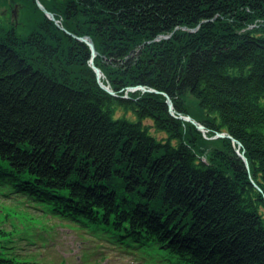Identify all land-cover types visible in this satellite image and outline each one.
<instances>
[{
  "label": "trees",
  "instance_id": "obj_1",
  "mask_svg": "<svg viewBox=\"0 0 264 264\" xmlns=\"http://www.w3.org/2000/svg\"><path fill=\"white\" fill-rule=\"evenodd\" d=\"M40 1L64 28L36 0H0L1 198L143 264H264V0ZM12 226L0 264H48Z\"/></svg>",
  "mask_w": 264,
  "mask_h": 264
},
{
  "label": "rangeland",
  "instance_id": "obj_2",
  "mask_svg": "<svg viewBox=\"0 0 264 264\" xmlns=\"http://www.w3.org/2000/svg\"><path fill=\"white\" fill-rule=\"evenodd\" d=\"M9 13L6 7L0 8V16H2L0 25H7L5 21L8 22V20L5 15ZM18 31L23 35L28 32L23 27H20ZM262 103L264 104V99ZM129 117L136 118L133 113H130ZM146 122L150 123V121ZM152 132L158 137L164 135L155 130ZM1 205L4 209L0 215L8 210L13 215L11 219L5 218L4 221L0 219V223H4L8 229H12L14 223L16 226L25 228L30 226L31 237L36 240L35 244L28 245L26 241L31 239L20 240L23 241L19 248L21 254L33 253L42 262L48 264H143L139 255L126 254L119 247L110 245L92 233L81 230L74 222L66 219L59 220L51 213L44 215L40 209L18 204L14 199H3L0 196Z\"/></svg>",
  "mask_w": 264,
  "mask_h": 264
},
{
  "label": "water",
  "instance_id": "obj_3",
  "mask_svg": "<svg viewBox=\"0 0 264 264\" xmlns=\"http://www.w3.org/2000/svg\"><path fill=\"white\" fill-rule=\"evenodd\" d=\"M37 2V5L38 7L44 11V13L47 15V17H49L50 19L54 20L61 28H64L62 27L60 24H59V21L55 18L54 14L52 12H50L44 5L43 3L40 1V0H36ZM17 7L14 9L13 11V17L14 18H17ZM196 30V28L192 29V31ZM75 37L81 41H84L86 42L90 48H91V51H92V58L90 60V65L93 67V69L95 70L96 74H97V77H98V81L100 83V85L106 89L107 91H109L110 93L116 95V93L114 92L113 89L110 88L109 85H106L104 84V82L102 81V76H104L102 70L95 64L94 62V58L95 56L97 55V50H96V47H95V44H94V41L92 40V38L90 36H82V37H79V36H76ZM168 38L169 35H159L156 39H161V38ZM143 89L144 91H146L147 89L145 88V86H137V87H130V90H136V89ZM151 91H154V92H158L157 90L155 89H151ZM167 97V103L169 105V110L171 112V114L175 115V111H174V105H173V102H172V99L170 98L169 95H167L166 93H164ZM179 118L181 119H184V120H188V121H191L193 124H195L201 131L203 132H206V128L203 124L199 123L198 121H196L195 119H193L191 116H185V115H179L178 116ZM215 137H229L231 138L235 143L238 144V149H237V152L238 154L243 158V160L245 161L247 167L249 168V161H248V158L246 157L245 155V150H243V152H240V148L242 147V144L237 141L234 137H232L230 134H227L226 132H218L217 135Z\"/></svg>",
  "mask_w": 264,
  "mask_h": 264
},
{
  "label": "bare ground",
  "instance_id": "obj_4",
  "mask_svg": "<svg viewBox=\"0 0 264 264\" xmlns=\"http://www.w3.org/2000/svg\"><path fill=\"white\" fill-rule=\"evenodd\" d=\"M59 24H60V22H59ZM61 25V24H60ZM63 27V26H62ZM175 111V110H174Z\"/></svg>",
  "mask_w": 264,
  "mask_h": 264
}]
</instances>
